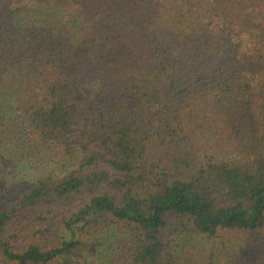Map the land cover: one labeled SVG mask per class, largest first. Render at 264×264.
I'll use <instances>...</instances> for the list:
<instances>
[{"label":"trees","instance_id":"16d2710c","mask_svg":"<svg viewBox=\"0 0 264 264\" xmlns=\"http://www.w3.org/2000/svg\"><path fill=\"white\" fill-rule=\"evenodd\" d=\"M67 260L264 264V0H0V264Z\"/></svg>","mask_w":264,"mask_h":264},{"label":"rangeland","instance_id":"374dc122","mask_svg":"<svg viewBox=\"0 0 264 264\" xmlns=\"http://www.w3.org/2000/svg\"><path fill=\"white\" fill-rule=\"evenodd\" d=\"M79 164H80V161H77V163L73 166V168L72 169H76L78 166H79ZM34 174H37V172H34ZM224 237H225V239H224V241L223 240H220V241H222L221 243H226V246L227 247H237L236 248V250L238 251V250H241V248H239V247H243V245H244V237L242 236V235H239V234H235V233H230V234H226V235H224ZM221 243H218L217 244V242H216V244H215V246L216 247H218L217 245H219V244H221ZM214 246V247H215ZM214 247H212V246H210V245H204L203 247H202V249H200V251H203V254L204 255H209V254H211V253H213L214 252V250H211V249H213ZM215 247V248H216ZM230 249H225L224 251H229ZM86 255V254H85ZM69 260H67V261H65V263L64 264H67V262H68ZM69 262H71V261H69ZM68 264H74V262H72V263H68Z\"/></svg>","mask_w":264,"mask_h":264}]
</instances>
